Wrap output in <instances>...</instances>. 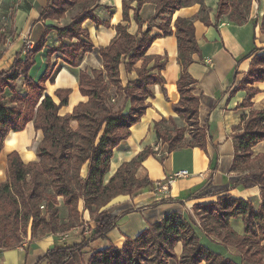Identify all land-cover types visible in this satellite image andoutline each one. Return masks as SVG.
Here are the masks:
<instances>
[{"label": "trees", "instance_id": "trees-1", "mask_svg": "<svg viewBox=\"0 0 264 264\" xmlns=\"http://www.w3.org/2000/svg\"><path fill=\"white\" fill-rule=\"evenodd\" d=\"M99 0H72L78 5L79 13L64 27L46 28V35L56 32L60 44L50 50L49 55H62L69 67H78L84 54L92 50L87 31L82 24L90 20L95 25H107L93 14ZM136 1L135 8L129 3ZM152 0H123L122 19L128 22V11L133 10V20L138 25V35L127 32V26L118 24L116 36L111 43L99 50L103 68L101 70L80 71L78 76L79 93L87 98L86 103L74 107L72 114L59 116L58 111L67 105L68 90H58L55 96L59 102L43 96L45 83L52 82L59 68L48 70L37 81L29 79V71L34 65V56L41 50L37 45L25 54H17L9 69L0 71V152L4 140L11 132H20L31 122L35 131H40L42 140L36 150V161L24 164L18 154L11 153L6 159V181L0 183V253L15 249L23 243L30 228L31 238L54 233L57 228L69 231L78 222V202L83 200L89 211L94 228L90 237L80 242H63L46 252L45 264H68L75 254L83 250L91 252L88 264H168L169 259L176 264H264V154L251 159V149L264 141V110H250L241 120L242 134L237 138L234 166L239 161L242 170L251 172L237 184L241 189L259 187L261 205L255 210L252 203L230 196H221L210 204L193 206L199 228L207 238L226 248H232L239 257L223 258L201 244L195 233L196 224L187 221L177 213H171L162 220L149 225L133 239L126 238L121 248L109 244L105 248H92L90 243L104 241L105 235L114 227L115 220L102 210L112 199L122 195H132L138 190L152 185L148 180H138L135 172L143 160L154 152L142 151L129 163L122 164L116 173L105 182L109 171L112 151L121 141L128 139L130 129L137 124L149 107L153 98L151 87L162 85L161 71L166 61L158 56L147 55L155 36H151L153 25L162 36L176 38L180 76L176 82L178 102L172 111L184 121L186 127L178 128L170 119L154 125V132L160 143L167 145V153L183 148L203 149L206 131L198 123V96L194 95L195 80L187 68L194 62L193 56L199 53L195 39L194 24L191 20L176 19L171 27L172 14L193 3L200 6L196 16L205 26L209 10L203 0H155V14L150 18L146 30H142L140 7ZM50 0L42 11L40 19L48 16ZM52 3V4H51ZM251 0H218L216 18L226 16L230 22L242 25L247 22ZM156 21H159L156 23ZM152 23V24H151ZM76 40L64 45L62 40ZM249 70L233 92L244 91L246 98L239 106L252 107L253 98L260 92L253 85L264 82V48L254 49ZM125 61L126 70L132 71L138 61L139 69H134L136 79L122 86L119 80V65ZM22 77L26 84V96L16 92L17 80ZM123 95L128 104L127 111H114L111 99ZM12 95L6 100L3 95ZM76 123V127L72 126ZM169 124L165 126L164 124ZM170 127V128H169ZM187 132V133H186ZM87 164L86 179L80 177L81 168ZM62 198L68 212L65 225H59L58 201ZM44 205L45 213L40 207ZM240 218L243 234L239 235L230 226L232 219ZM181 243L182 252L177 258L174 247Z\"/></svg>", "mask_w": 264, "mask_h": 264}, {"label": "crops", "instance_id": "crops-1", "mask_svg": "<svg viewBox=\"0 0 264 264\" xmlns=\"http://www.w3.org/2000/svg\"><path fill=\"white\" fill-rule=\"evenodd\" d=\"M122 1L96 2L98 6L93 14L107 25L97 26L90 20L82 24V28L88 33L92 50L84 54L78 67L72 68L63 62L61 54H48L50 50L58 47L60 40L54 31L47 35L45 33L49 27H64L69 21L68 17L59 21L40 19L50 0H0V71L9 69L20 52L25 54L27 50H33L40 45L41 50L34 56V65L28 74L29 79L37 82L46 71L59 68L53 81L45 83L43 96H48L57 103L59 100L55 92L68 90L70 93L67 105L61 107L58 114H72L74 107L87 101L78 90L79 72L98 71L103 68L99 50L107 47L115 38V27L118 24L126 25L129 34L139 36L138 25L133 20V10L128 11L129 21L123 22ZM155 2L148 1L139 9L137 15L143 22V31L147 29L150 18L155 14ZM203 4L209 10L208 20L211 25L205 26L196 19L200 6L193 3L172 14L170 28L174 30L173 22L176 19L191 20L194 24L199 53L193 56L194 62L188 66L187 72L196 82L194 95L199 98L198 123L206 131L205 147L183 148L168 154L167 145L160 143L155 136L154 125L161 120L171 119L178 128L186 127V124L172 111V105L176 104L179 98L176 90V82L180 76L176 38L173 35L162 36L160 30L151 25L150 35L156 38L152 41L147 55L158 56L166 61L161 71L163 84L151 87L153 98L148 100L149 107L145 114L131 127L128 139L121 141L113 149L105 182L122 164L129 163L142 151L150 149L154 154L142 161L135 172V178L146 179L152 185L132 195L117 196L102 209L115 220L114 227L105 235L104 241L90 243L91 248L97 245L101 249L109 244L117 249L121 248L126 238L133 239L164 216L177 213L185 220L195 222L194 230L202 245L223 258L232 257L240 261L234 249L215 243L201 233L192 208L197 204H213L221 196L249 201L255 210L261 205L259 187H237L251 170L233 166L237 138L242 134V118L247 116L250 110H264V82L255 84L260 92L253 98L250 108L239 107L246 98L244 91L232 92L249 70L251 58H247L248 54L254 49L264 48V0H251L247 22L242 25L230 22L226 16L216 18L218 0H203ZM129 5L135 8L136 1H131ZM62 43L69 45L73 42L64 39ZM140 64L138 61L129 72L126 70L125 61L119 65V80L123 87L136 79L134 69H139ZM17 84L18 93H24L25 96L26 84L22 77L17 80ZM111 94L115 97L118 108H128L123 95H115L114 90ZM11 95L6 91L3 97L8 100ZM164 125L169 126L167 123ZM72 126L76 127V123H72ZM33 128V124L29 122L22 131L11 132L4 140L0 152V183L6 181V159L9 154H18L24 164L36 161V150L42 140V134ZM251 151V159L264 154V141L255 145ZM181 170L188 171L190 176L174 177V174ZM87 174L88 166L85 164L81 168L80 177L86 179ZM170 179L166 191L154 189L155 183ZM57 201L59 225H65L68 212L62 198H57ZM77 210L78 222L74 223L69 231L58 229L54 233H46L32 240L28 236L19 247L1 252L0 264H45L42 260L46 252L62 241L72 243L80 242L82 238L88 239L94 223L81 199ZM230 226L237 234H243L240 218L232 219ZM181 252L182 245L178 243L174 247V253L179 257ZM168 264H176V261L170 259Z\"/></svg>", "mask_w": 264, "mask_h": 264}, {"label": "rangeland", "instance_id": "rangeland-1", "mask_svg": "<svg viewBox=\"0 0 264 264\" xmlns=\"http://www.w3.org/2000/svg\"><path fill=\"white\" fill-rule=\"evenodd\" d=\"M72 0H56V2H54V4H52L50 7V9H49V11H47L48 13V16L50 17V18H52L51 20H57V21H59V20H62V19H64V18H69V21H65L66 22V25H64V26H67L69 23H70V21H71V19L73 18V17H75L80 11V9L78 8V5H75V6H72ZM64 22V23H65ZM63 23V24H64ZM55 27H57V26H55ZM54 27V28H55ZM69 41V40H68ZM69 42H76V40H73V41H69ZM59 46V45H58ZM68 46V45H67ZM58 48V47H57ZM57 48H55V49H57ZM56 53H58V52H56ZM60 54V53H59ZM246 76H244L243 78H245ZM243 78L238 82V84L237 85H239L240 83H241V81L243 80ZM17 87H18V84H17ZM17 87H16V92L18 93L19 92V90L17 91ZM25 94H26V85H25ZM253 88H256V86L255 85H253ZM257 89V88H256ZM18 94H20V93H18ZM22 96L24 97V93H22ZM26 96V95H25ZM117 98V97H116ZM113 99H114V102H111V104L113 103V106H114V111H117L118 109H120V107L118 108L117 107V105H118V103H117V101H116V99H115V97H113ZM124 107V106H123ZM127 109L128 108H126L125 110L127 111ZM187 133V132H186ZM238 168H241V169H243V165L240 163V161H239V163H238ZM43 207H44V205H43ZM40 211H41V213L42 214H44L45 213V208H43V209H40ZM192 214H193V216H194V218H196V220L198 221V218L197 217H195V212L193 211V208H192ZM188 221H192V220H188ZM192 222H194V221H192ZM195 223V222H194ZM198 224H199V221H198ZM82 227L85 229V226L84 225H82ZM195 228V227H194ZM58 229H62V228H57V230ZM28 236H30V238H31V235H30V228L28 227V229H27V234H26V236L24 237V239H23V242L28 238ZM73 237V236H72ZM36 238H39V236H36L34 239H36ZM33 238H31V240H32ZM180 256V255H179ZM89 257H90V252H87V251H85V250H83L82 252H81V254H75L74 255V257H73V259L72 260H70L69 262H68V264H74V262L76 263V264H88V261H89ZM177 257V256H176ZM178 258V257H177ZM170 260V259H169ZM168 260V261H169ZM174 260V259H173ZM176 261V260H175Z\"/></svg>", "mask_w": 264, "mask_h": 264}, {"label": "built area", "instance_id": "built-area-1", "mask_svg": "<svg viewBox=\"0 0 264 264\" xmlns=\"http://www.w3.org/2000/svg\"><path fill=\"white\" fill-rule=\"evenodd\" d=\"M111 102H114L113 98L111 99ZM188 176H190V174L186 170H181V171L177 172L176 174H174V177H178V178L188 177ZM170 181H171V179L166 181V182L155 183L154 184V189L157 190V191H160V192H164V191H166L167 186L169 185ZM43 208H44L43 206L40 207V209H43Z\"/></svg>", "mask_w": 264, "mask_h": 264}]
</instances>
